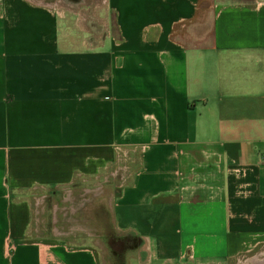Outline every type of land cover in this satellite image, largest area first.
Returning <instances> with one entry per match:
<instances>
[{"label":"crops","instance_id":"0c3cea01","mask_svg":"<svg viewBox=\"0 0 264 264\" xmlns=\"http://www.w3.org/2000/svg\"><path fill=\"white\" fill-rule=\"evenodd\" d=\"M66 1L0 0V264H101L31 224L107 185L139 264L264 260V0Z\"/></svg>","mask_w":264,"mask_h":264},{"label":"rangeland","instance_id":"374dc122","mask_svg":"<svg viewBox=\"0 0 264 264\" xmlns=\"http://www.w3.org/2000/svg\"><path fill=\"white\" fill-rule=\"evenodd\" d=\"M75 1L83 3L81 13L88 21L87 26L94 24L100 33L106 32V20L95 19L101 14L105 15L99 11L100 1L68 0L66 2ZM110 187L107 185L100 190V198H92L91 194L82 198L81 187L48 192L45 193L47 198H36L39 200L38 209L35 210L31 224V227L36 229L33 231L34 236L42 241H64L76 246L93 244L98 247L101 264H139L136 242L115 233L113 217L117 216L118 210L113 198H109L110 189H113ZM90 189L94 188L90 187ZM70 190H72V198L66 196ZM136 237L144 240L140 235ZM150 237L154 240L153 236ZM254 263L255 251L228 264Z\"/></svg>","mask_w":264,"mask_h":264},{"label":"bare ground","instance_id":"6f19581e","mask_svg":"<svg viewBox=\"0 0 264 264\" xmlns=\"http://www.w3.org/2000/svg\"><path fill=\"white\" fill-rule=\"evenodd\" d=\"M254 264H264V260L261 258V260H256Z\"/></svg>","mask_w":264,"mask_h":264}]
</instances>
